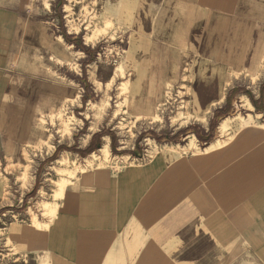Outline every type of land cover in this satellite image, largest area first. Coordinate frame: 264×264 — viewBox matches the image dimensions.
Here are the masks:
<instances>
[{"label":"crops","instance_id":"0c3cea01","mask_svg":"<svg viewBox=\"0 0 264 264\" xmlns=\"http://www.w3.org/2000/svg\"><path fill=\"white\" fill-rule=\"evenodd\" d=\"M33 1L0 0V108L14 94L16 59L30 41ZM131 4L141 19L135 24L141 42L151 36L182 45L185 53L220 58L226 49L208 51L207 42L212 36L230 40L228 64L234 71L258 72L264 59V0H121V16ZM57 51L65 54L62 45ZM261 72L254 86H233L225 95V107L233 96H245L252 120L248 126L235 120L228 141L218 145L203 132L199 151L161 148L135 155L113 154L118 148L107 137L110 161L78 172L44 226L14 227L9 240L25 255L45 257L47 264H264ZM207 83L191 89L190 97L198 102L218 97L211 79ZM221 109L222 104L215 108L216 118L223 117ZM13 129L0 110L1 159L10 154ZM105 138L92 133L82 153L90 156Z\"/></svg>","mask_w":264,"mask_h":264},{"label":"rangeland","instance_id":"374dc122","mask_svg":"<svg viewBox=\"0 0 264 264\" xmlns=\"http://www.w3.org/2000/svg\"><path fill=\"white\" fill-rule=\"evenodd\" d=\"M120 1H33L30 41L16 59L14 94L0 108L14 126L10 154L0 156V264H47L43 256L25 255L9 240L10 230L44 226L71 178L110 161V152L101 154V148L92 157L82 153L92 133L106 136L104 144L109 137L118 148L113 154L188 152L204 146L197 141L203 132L207 141L223 144L232 137L235 120L240 126L252 122L245 96H233L227 107L224 100L229 88L254 86L263 78L264 59L256 74L246 75L228 64L230 40L212 36L207 42L208 51L226 49L220 58L185 53L182 45L151 36L141 42L134 4L121 16ZM61 45L65 54L54 52ZM208 79L218 97L201 102L190 97L191 89L205 87ZM220 104L223 117L216 118ZM225 117L232 120L220 130ZM61 156L67 162L55 168Z\"/></svg>","mask_w":264,"mask_h":264},{"label":"bare ground","instance_id":"6f19581e","mask_svg":"<svg viewBox=\"0 0 264 264\" xmlns=\"http://www.w3.org/2000/svg\"><path fill=\"white\" fill-rule=\"evenodd\" d=\"M249 101V100H248ZM247 104V103H246ZM211 109V108H210ZM240 118H243V117H240ZM247 118V117H246ZM231 118L230 117H225L222 119V121L220 122L219 124V129L220 130H223L224 128H226L229 123L231 122ZM239 121V120H238ZM242 121V120H241ZM250 121V120H249ZM235 122V121H234ZM252 123V122H251ZM236 124H237V120H236ZM218 131V130H217ZM223 134V132H222ZM219 135V134H218ZM221 135V134H220ZM193 140H195V137L193 136ZM215 141V140H214ZM192 142V141H191ZM217 144L219 145V142H217ZM213 146V145H211ZM100 153L101 154H105V155H108L109 154V149H108V144H104L101 149H100ZM95 154H92L90 155V157L94 156ZM67 162V158L65 156H61L60 158H58L56 160V164H55V168L56 166L59 165V168L62 167L65 163ZM85 162H87V164L90 162L88 158L85 159ZM59 192H56V195H58ZM44 200V199H43ZM44 202V201H43ZM48 204V203H46ZM50 204V203H49ZM44 207V206H43ZM15 211V210H14Z\"/></svg>","mask_w":264,"mask_h":264},{"label":"trees","instance_id":"16d2710c","mask_svg":"<svg viewBox=\"0 0 264 264\" xmlns=\"http://www.w3.org/2000/svg\"><path fill=\"white\" fill-rule=\"evenodd\" d=\"M88 151H92V148H91V146H89V147H88Z\"/></svg>","mask_w":264,"mask_h":264},{"label":"built area","instance_id":"2783aa9c","mask_svg":"<svg viewBox=\"0 0 264 264\" xmlns=\"http://www.w3.org/2000/svg\"><path fill=\"white\" fill-rule=\"evenodd\" d=\"M144 152H142V153H138V155H141V154H143Z\"/></svg>","mask_w":264,"mask_h":264}]
</instances>
